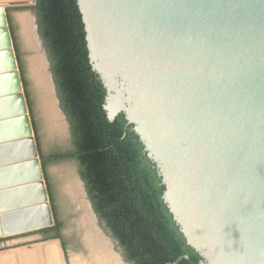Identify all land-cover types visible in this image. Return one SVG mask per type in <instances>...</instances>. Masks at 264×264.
<instances>
[{"label": "water", "instance_id": "obj_1", "mask_svg": "<svg viewBox=\"0 0 264 264\" xmlns=\"http://www.w3.org/2000/svg\"><path fill=\"white\" fill-rule=\"evenodd\" d=\"M7 4L0 3L2 68L11 72L0 86V238L21 233L7 222L41 213L39 203L45 224L23 232L54 222ZM78 4L91 65L108 91V117L124 112L135 126L187 244L202 264H264V0ZM6 87L19 93L30 154L12 144ZM29 165L35 185L24 180Z\"/></svg>", "mask_w": 264, "mask_h": 264}, {"label": "trees", "instance_id": "obj_2", "mask_svg": "<svg viewBox=\"0 0 264 264\" xmlns=\"http://www.w3.org/2000/svg\"><path fill=\"white\" fill-rule=\"evenodd\" d=\"M30 9L69 123L73 150L68 157L79 164L102 228L128 264H173L184 256L179 264H202L203 258L187 244L165 203L160 170L135 126L124 112L114 120L108 117V91L90 62L78 0H36ZM17 56L21 63L18 50ZM23 83L26 87L24 77ZM38 149L41 153L40 145ZM47 164L43 160L48 180ZM60 229L57 219L54 227L40 232L47 235Z\"/></svg>", "mask_w": 264, "mask_h": 264}, {"label": "rangeland", "instance_id": "obj_3", "mask_svg": "<svg viewBox=\"0 0 264 264\" xmlns=\"http://www.w3.org/2000/svg\"><path fill=\"white\" fill-rule=\"evenodd\" d=\"M32 6L7 4L5 10L16 55L18 50L20 56L21 63L18 56L17 59L19 67L22 65L21 77L26 80L24 91L35 137L40 145V159L48 163V180L45 177V181L48 188L50 186V204L55 221L58 219L65 234L71 235L67 237L71 246L70 259L76 254L84 258L76 262L86 260L85 264H99L91 259V243L94 242L113 257L106 264H128L118 244L102 228L93 210L80 177L78 162L68 157L73 150L70 127L60 107L48 56L38 33L36 17L30 9ZM86 232L90 235L85 236ZM39 236L45 237L40 231H32L18 238L32 241L23 244L26 250L44 246L34 240Z\"/></svg>", "mask_w": 264, "mask_h": 264}, {"label": "bare ground", "instance_id": "obj_4", "mask_svg": "<svg viewBox=\"0 0 264 264\" xmlns=\"http://www.w3.org/2000/svg\"><path fill=\"white\" fill-rule=\"evenodd\" d=\"M4 65H5V60L3 57V53L0 50V86L10 84L11 72L4 71V68H2ZM8 89H10V94H6L5 97H10V98H9V103H8L9 106H8V110H7L6 114L10 113V116H8L5 121H6V124L12 128V133L14 135L12 144L17 145L16 147H18V148L16 151H19V148H21L22 153L30 154L31 152H30V148H29V144H28L29 143V136H27L25 134L24 124L22 122V118H23L22 116L23 115H21L19 113V102H18L19 93L13 92L11 90V87L4 88L3 92H6ZM23 93L26 97L25 91H23ZM32 124H33V122H32ZM33 129H34V126H33ZM34 134H35V131H34ZM35 139H36V137H35ZM20 143H25V144L18 145ZM36 143H37V140H36ZM37 147H38V144H37ZM38 151H39V149H38ZM29 160H30V158L26 159L25 162L29 161ZM34 173H35V171H34V167L32 165H29L26 167V169H25V176L26 177L24 178V180L29 182L28 185L30 184V182L33 183V185L36 184V181L29 180V178L31 179V177H33ZM1 176L2 175H0V182L3 183L4 178L2 180ZM35 209L41 213H26V214H24L25 216L20 221L14 220V222H10V223L7 222L8 227H9L8 231L9 232H23V231L32 230L33 228L40 227V226L44 225L46 217L42 213V212H45L43 203H39L38 205H36ZM91 245H92V247H91V259L92 260H94L95 262H97L99 264H106V263L110 262L111 260H113L112 259L113 257L109 253L103 252L101 250L102 248L95 245L94 242H92ZM50 250H56V249H55V247H39L38 249L35 250L36 251L35 255H39V251H40V253H44L46 255L49 254V256H52V258H54L55 252H49ZM30 251H32V250H30ZM86 262L87 261L85 260L84 262H82V263L80 262V263L85 264ZM80 263L75 261V264H80Z\"/></svg>", "mask_w": 264, "mask_h": 264}, {"label": "crops", "instance_id": "obj_5", "mask_svg": "<svg viewBox=\"0 0 264 264\" xmlns=\"http://www.w3.org/2000/svg\"><path fill=\"white\" fill-rule=\"evenodd\" d=\"M24 1H30V0H14V1L13 0L12 1L11 0H6V1L0 0V3L1 4H5L8 2L18 3V2H24ZM49 203H50V198H49ZM51 209L53 212L52 206H51ZM53 220H54L53 225L49 228L54 227L56 223L54 212H53ZM49 228H46V229H49ZM35 231H40V230H35ZM26 233H30V232H26ZM26 233L21 232L18 234H10V235L4 234V236L0 238V264H75V261H78V260L81 261L82 259H84L82 256H78L76 254H73V257H71L72 259H70V256H71L70 247L71 246H70V243L67 237L71 235L67 236L63 229L49 236L48 234L47 235L44 234L45 237L39 236L34 239V240H38L39 242H41L42 245L44 244V246L38 245L40 247H55L56 250L49 251V252H55L54 258H52V256H49V254L46 255L44 253H40V251H39V255H35L36 253L35 250L38 249L39 247L26 249V250L23 249L24 243L32 242L30 241L29 238H18L20 237V235H23ZM86 233L88 234H85V236L90 235L89 232H86Z\"/></svg>", "mask_w": 264, "mask_h": 264}, {"label": "flooded vegetation", "instance_id": "obj_6", "mask_svg": "<svg viewBox=\"0 0 264 264\" xmlns=\"http://www.w3.org/2000/svg\"><path fill=\"white\" fill-rule=\"evenodd\" d=\"M59 231H61V229H60V230H55V231H54V230L49 231V232H48V236L51 235V234H53V233L59 232Z\"/></svg>", "mask_w": 264, "mask_h": 264}]
</instances>
